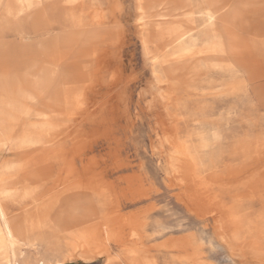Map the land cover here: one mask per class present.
<instances>
[{
    "label": "rangeland",
    "instance_id": "374dc122",
    "mask_svg": "<svg viewBox=\"0 0 264 264\" xmlns=\"http://www.w3.org/2000/svg\"><path fill=\"white\" fill-rule=\"evenodd\" d=\"M18 1L0 0V264H264V0H223L234 36L197 0L31 3L46 29ZM176 18L193 37L166 36Z\"/></svg>",
    "mask_w": 264,
    "mask_h": 264
},
{
    "label": "crops",
    "instance_id": "0c3cea01",
    "mask_svg": "<svg viewBox=\"0 0 264 264\" xmlns=\"http://www.w3.org/2000/svg\"><path fill=\"white\" fill-rule=\"evenodd\" d=\"M166 4L170 5V10L168 13V16L173 17V11L175 10H181V11H187V10H191V0H167ZM196 8L197 11L201 13H204L207 16V19H211V17H213L214 19L218 20L219 23L221 24V28L222 31L225 33L224 31V27L223 25H227L232 27L233 29H235L233 27V25H229L228 21L226 20V18L224 17V9H225V3L223 0H197L196 1ZM200 10V11H199ZM203 10V11H202ZM210 17H209V16ZM213 15V16H212ZM173 25L169 28H166L165 33L167 37H172L171 39L175 41L180 40L182 38H184L185 36H190L193 37L194 33L192 32L193 30H195V25H192L188 22V20L186 18H176L172 20ZM237 30V29H235ZM61 41V40H60ZM59 44H57L54 47H57ZM62 62V57H55L53 60L49 61V64L47 65V70L50 73V75L53 72L54 68H58L60 63ZM25 103H23V111L21 112V114L25 111ZM20 114V115H21ZM19 115V116H20ZM18 116V118H19ZM17 118V119H18ZM95 260L92 261H83L81 259H75V260H70V261H66L62 264H73V263H83V264H93ZM56 263H60V262H56Z\"/></svg>",
    "mask_w": 264,
    "mask_h": 264
},
{
    "label": "bare ground",
    "instance_id": "6f19581e",
    "mask_svg": "<svg viewBox=\"0 0 264 264\" xmlns=\"http://www.w3.org/2000/svg\"><path fill=\"white\" fill-rule=\"evenodd\" d=\"M20 1V0H19ZM18 1V2H19ZM23 2V1H22ZM33 2H36V4H38V5H41V2L39 1V0H30L29 2H27L25 5H24V11H26L25 12V16H28V17H30V19H31V22H32V24H33V26H34V28L35 29H37L38 27H42V28H44V29H46L47 27H48V22L47 21H45L46 19H44L43 20V18L41 17V14H37V13H33V11H29L28 9H29V7H30V4L31 3H33ZM19 4V3H18ZM17 4V5H18ZM18 6H20V5H18ZM21 7V6H20ZM15 8V7H14ZM15 9H13V11H14ZM19 10H21V9H19ZM23 10V9H22ZM200 11V10H199ZM203 11V10H202ZM38 12H39V10H38ZM200 13H201V11H200ZM209 16V15H208ZM211 16V15H210ZM209 16V17H210ZM213 16V15H212ZM211 18H213V17H211ZM223 27H224V31H225V34L227 35V36H234L235 34H236V32H235V30L233 29V28H231L230 26H227V25H223ZM122 35V34H121ZM1 63V62H0ZM2 69V65L0 64V74L2 75V72L1 71H3V70H1ZM157 87V86H156ZM12 94H14L13 95V97H14V100H12V102H9V103H7L6 105H4L5 107H6V115H7V117L10 119V120H17V118H18V116L21 114V112L23 111V108H24V106H23V103H21V102H19L18 100H17V96H20V95H22V90H21V88L19 87V86H17V87H14V88H12ZM166 93V92H165ZM110 216H112V215H110ZM112 222H114L113 221V219H112ZM111 222V223H112ZM109 224V223H108ZM5 226V230H6V232L9 234L10 232H11V228H10V226L9 225H4ZM83 226V225H82ZM217 226V225H216ZM77 227V226H76ZM218 227V226H217ZM78 228V227H77ZM77 233V232H76ZM80 234V233H79ZM69 235H71V234H69ZM84 236V235H83ZM78 237V236H77ZM80 237H82V236H80ZM89 239V238H88ZM222 239V238H221ZM228 239V238H227ZM223 240V239H222ZM90 241V240H89ZM228 241H229V239H228ZM257 241V240H256ZM80 242V241H79ZM227 242V241H226ZM94 243V242H93ZM99 243V242H98ZM103 244V243H102ZM86 245V244H85ZM133 246V245H132ZM142 246V245H141ZM229 246V245H228ZM81 247V246H80ZM79 246H78V248H80ZM105 247V246H104ZM130 247H131V245H130ZM230 247V246H229ZM99 248V247H98ZM133 248H134V246H133ZM231 248V247H230ZM233 248V247H232ZM231 248V249H232ZM72 249V248H71ZM86 249H87V247H86ZM105 249V248H104ZM234 249V248H233ZM238 249V248H237ZM239 250V249H238ZM107 251V250H106ZM105 250L104 251H102V252H106ZM231 251V250H230ZM233 251V250H232ZM96 252V251H95ZM144 252V251H143ZM192 253H193V251H191ZM190 252V253H191ZM234 252H236V251H234ZM240 252V251H239ZM238 252V253H239ZM243 252V251H242ZM94 253V252H93ZM93 253H92V256H93ZM137 253V252H136ZM237 253V252H236ZM250 253H251V251H250ZM101 254V253H100ZM124 254V253H123ZM126 254V253H125ZM146 254V253H145ZM233 254V253H232ZM244 254V253H243ZM249 254V253H248ZM251 254H253V253H251ZM97 255V254H96ZM106 255V254H105ZM108 255H109V253H108ZM138 255V254H137ZM141 255H142V253H141ZM189 256H191L190 254H188ZM195 254L193 253L192 254V256H194ZM237 255V254H236ZM244 255H246V253L244 254ZM255 255V254H254ZM68 256V255H67ZM90 256V255H89ZM98 256V255H97ZM101 256V255H100ZM191 256V257H192ZM234 256V255H233ZM247 256V255H246ZM251 256V255H250ZM116 257V256H115ZM141 257V256H140ZM143 257V256H142ZM141 257V258H142ZM146 257V256H145ZM238 257V256H237ZM68 258H71V259H73V258H87V255H85L84 253H83V251H81V250H76V248L74 247L73 248V250H72V252H71V254L69 255V257ZM91 258H93V257H90V259ZM104 258V257H103ZM105 258H106V256H105ZM123 258V257H122ZM121 258V259H122ZM149 258V257H148ZM66 259H67V257H66ZM87 259H89V258H87ZM107 259V258H106ZM111 259H112V257H111ZM180 259H182V258H180ZM241 259V258H240ZM83 260V259H82ZM150 260H152V259H150ZM149 260V261H150ZM244 260V259H243ZM242 260V261H243ZM256 260V259H255ZM257 260H258V262H259V259L257 258ZM256 260V261H257ZM84 261V260H83ZM89 261V260H88ZM107 261H108V259H107ZM121 261V260H120ZM153 261V260H152ZM261 261V260H260ZM123 262V261H122ZM257 262V263H258ZM244 263V262H243ZM39 264H43V263H39ZM107 264V263H106ZM141 264V263H140ZM153 264V263H152ZM190 264V263H189ZM193 264H198V263H193Z\"/></svg>",
    "mask_w": 264,
    "mask_h": 264
}]
</instances>
